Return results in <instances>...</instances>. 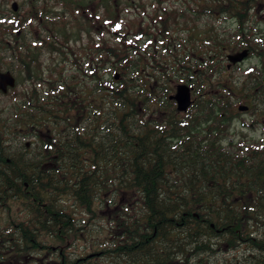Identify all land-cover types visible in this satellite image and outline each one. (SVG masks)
<instances>
[{"label": "trees", "instance_id": "trees-1", "mask_svg": "<svg viewBox=\"0 0 264 264\" xmlns=\"http://www.w3.org/2000/svg\"><path fill=\"white\" fill-rule=\"evenodd\" d=\"M122 6L120 0H36L22 18L35 22L39 35L23 32L5 42L0 33V70L10 51L17 73L16 86L0 93V213L7 214L0 225H70L68 195L77 206L75 225L86 213L95 224L100 190L115 175L132 176L114 181L142 190L139 208L125 219L132 224L185 225L177 212L183 205L187 225H228L230 197L222 194L228 188L216 185V174H231L232 163L224 160L247 157L246 140H226L235 116L229 92L245 90L251 77L241 85L220 78L200 94L199 76L212 79L214 65L195 72L187 60L186 48L198 54V21L189 10L199 13L198 0L157 2L144 22H125ZM227 6L239 12L243 3L227 0ZM208 34L213 38L212 27ZM45 48L73 69L50 66L48 75L56 77L48 76L40 90ZM114 71L119 78L110 80L106 75ZM187 78L193 96L182 114L168 95ZM89 141L92 163H70ZM170 173L190 185L186 195L168 194L176 188L161 176ZM12 207L19 208L14 215Z\"/></svg>", "mask_w": 264, "mask_h": 264}, {"label": "flooded vegetation", "instance_id": "flooded-vegetation-1", "mask_svg": "<svg viewBox=\"0 0 264 264\" xmlns=\"http://www.w3.org/2000/svg\"><path fill=\"white\" fill-rule=\"evenodd\" d=\"M5 1L0 13V33L6 37L17 30L12 27V18L21 9V13L24 9L29 10L36 0H24L17 11L11 9L13 1L10 6V0ZM206 1L198 0L197 14L189 8L192 11L190 17L198 21V54L186 48L188 62L192 66L197 65L195 72L214 65L212 79L199 76L200 94L210 92L211 82L217 85L220 78L225 80V85L231 82L239 84L240 80L232 78L231 72L249 62L244 67L247 71L251 69V81L245 90L240 86L239 92H229L248 109L239 111L234 107L233 120H239L246 128L243 114L250 112L252 121L249 127H258L260 133L247 141V157L224 160L232 163L229 168L231 174H216V185L228 188L222 191L223 195L230 197L228 225H187L189 209L183 205L177 212L182 214L185 225L132 224L125 219L133 207L139 208L138 196L142 190L124 188L125 182L118 184L114 181L132 176L115 175L112 176L113 182L103 183L101 198L95 203L100 210L102 225H90L92 222L87 213L79 217L84 219L82 224L75 225L77 206L75 198L68 195L64 202L69 210L70 225H0V264H264V0H239L243 3L239 12L228 7L227 0H213L208 5ZM53 3L54 8L62 6L61 3ZM150 8V14L144 16L146 20L154 14L155 8L151 3ZM137 17L142 19L140 14ZM3 18L9 22L4 23L6 20ZM210 27L214 30L213 38L208 34ZM186 31L183 32L185 35ZM242 50H247L246 57L230 63L228 55ZM188 80L181 82L191 88L192 97L193 87ZM104 81L107 83V79ZM152 84H155L154 80H150V86ZM172 102L176 107L174 100ZM255 102L262 107H253ZM88 138L91 140V134ZM92 155L89 141L84 148L74 152L70 163L91 164ZM161 177L170 179L169 185L176 188L169 190L170 196L180 191L187 194L190 186L187 182L172 180L180 179V175L170 173ZM219 200L222 202L221 198ZM219 209L224 210L225 207Z\"/></svg>", "mask_w": 264, "mask_h": 264}, {"label": "rangeland", "instance_id": "rangeland-1", "mask_svg": "<svg viewBox=\"0 0 264 264\" xmlns=\"http://www.w3.org/2000/svg\"><path fill=\"white\" fill-rule=\"evenodd\" d=\"M12 1H16L18 3V5H21V3L24 1V0H10L8 6H10V3ZM122 2V7L120 9L121 12H120V17L125 20V22L129 21L130 19H134L138 22V20L136 18H138V14L141 15L142 19L141 21L144 22L146 21V19L144 18L145 15L147 14H150V3H156V2H162V4H167V5H170L172 1H175V0H120ZM5 0H0V13H1V10L3 9V7H5ZM126 3H128V5L130 4V6L126 5ZM9 8V7H7ZM22 11V9H21ZM20 11V13H21ZM27 11V9H24L23 12L20 14H18L15 18L13 17L12 18V27L13 29H21L22 32L21 34L24 32L26 34V36H37L39 35V27H37V24L35 22H30L28 21V19H24L22 18V14H24L25 12ZM18 18L19 22H15V20ZM3 21L6 20V19H2ZM2 21V22H3ZM9 22V19H7L4 23H8ZM11 29V28H9ZM9 29H5L4 31H8ZM12 33H8V35L5 37V35H3V38L6 40V41H12V38L14 37V33H16V30H13L11 31ZM35 32V33H33ZM5 41V42H6ZM76 45H79L78 41L74 42ZM73 43V44H74ZM8 45H10V43H7ZM2 50H4L3 46H1ZM43 53L42 55L40 56L39 58V65H40V71H38V74H40V77L42 78V80H40V88L42 89L46 84H45V81H43L44 79H46L48 76L49 77H56L55 74L54 75H48L49 74V68L50 66L53 67L54 64H58L59 67H57V69L59 68H65L66 70L67 69H73V68H69L70 65H69V62H66V60L64 61H61L60 60V57L58 58V56L55 54V53H50L49 51H47V49L45 48L44 50H42ZM6 54H7V64H6V67L2 68L0 71H5V70H11L15 76H16V72L13 71V67L16 65V63H13L12 65L10 64V60L12 59L11 57V53L10 51H5ZM249 62L246 63V65L248 64ZM244 65V66H246ZM240 67V68H237L235 70H233L231 73L232 75V78H237L238 80L242 81L244 78H247L248 77V73H247V67ZM115 72V71H114ZM114 72H112L111 74H107L106 76L109 77V79L111 80L113 78V74ZM24 75V74H22ZM237 81V80H236ZM173 90V89H172ZM235 101V108L239 105V104H242L243 102L242 101H239V100H236V98L233 99ZM258 103H260L258 101ZM255 106H259V107H262L261 104H257V102H255V105H253V107ZM251 113L250 112H244L243 116H244V120L246 122V128L242 127L239 120H233L231 125H230V130H231V134L229 135V137L227 138L226 142H232V141H237L238 138L241 136V137H246V135L248 136L247 141L250 140V137L252 136H257L259 133V129L258 127H249V123L252 121H250V118L249 116ZM253 119H255V117H253ZM248 124V125H247ZM96 211L98 212V216H97V220H96V223H90V225H102V217L100 216L99 217V214H100V210L98 207H95ZM19 211V208L18 207H12V212H13V215L15 212ZM80 216L84 217V215H81ZM88 217H90V214L88 215ZM7 220V214L5 213H0V223H3ZM92 220V219H91ZM90 220V221H91ZM93 221V220H92ZM82 223L80 222L79 224L77 225H81Z\"/></svg>", "mask_w": 264, "mask_h": 264}, {"label": "water", "instance_id": "water-1", "mask_svg": "<svg viewBox=\"0 0 264 264\" xmlns=\"http://www.w3.org/2000/svg\"><path fill=\"white\" fill-rule=\"evenodd\" d=\"M11 6L14 11H16L18 8L16 2H13ZM246 54H247L246 50H243L235 54H230L228 55V60L231 63H235L242 60L243 57L246 56ZM114 78L115 79L118 78L117 73H115ZM15 84H16V78L9 70L0 72V91L2 93L4 94L7 93L9 88H13ZM169 98L173 99L176 102V109L178 111H186L191 103L190 89L185 84H178L175 93L171 94ZM238 108L240 110H245L247 109V106L239 105Z\"/></svg>", "mask_w": 264, "mask_h": 264}, {"label": "bare ground", "instance_id": "bare-ground-1", "mask_svg": "<svg viewBox=\"0 0 264 264\" xmlns=\"http://www.w3.org/2000/svg\"><path fill=\"white\" fill-rule=\"evenodd\" d=\"M176 89H177V85H176Z\"/></svg>", "mask_w": 264, "mask_h": 264}]
</instances>
